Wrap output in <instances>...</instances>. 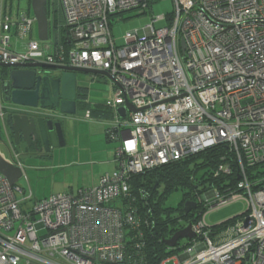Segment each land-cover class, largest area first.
Returning a JSON list of instances; mask_svg holds the SVG:
<instances>
[{"label": "built area", "instance_id": "1", "mask_svg": "<svg viewBox=\"0 0 264 264\" xmlns=\"http://www.w3.org/2000/svg\"><path fill=\"white\" fill-rule=\"evenodd\" d=\"M155 1L56 0L47 7L45 52L47 43L32 38L35 18L2 0L0 68L36 63L104 72L112 91L102 105L112 114L104 134L116 145L113 170L74 194L32 202L29 190L18 199L23 188L0 175V264H150L134 243L148 223L129 205L131 179L217 145L232 151L237 192L202 194L207 209L190 224V244L157 264H264V176L247 174L264 165V0H173L170 17L152 19L116 46L111 19L142 15ZM157 21L165 26L155 28ZM127 104L134 112L119 117ZM38 112L5 111L0 103L12 159L0 157L21 176L24 153L15 151L7 117ZM83 115L96 120L90 110ZM230 172L220 165L215 176ZM236 200L245 212L213 232L206 215Z\"/></svg>", "mask_w": 264, "mask_h": 264}, {"label": "rangeland", "instance_id": "2", "mask_svg": "<svg viewBox=\"0 0 264 264\" xmlns=\"http://www.w3.org/2000/svg\"><path fill=\"white\" fill-rule=\"evenodd\" d=\"M26 0H12L15 7L18 3L20 8L25 7ZM174 11L173 0H157L149 5V9L142 15L136 11L125 12L114 16L111 23V33L116 46H123L126 43V35L134 32H140L151 24L152 19L161 16L167 18ZM164 21H157L155 28L164 27ZM33 39H37V29L34 27ZM50 39H48L45 52L51 50ZM43 45V44H42ZM42 47V46H41ZM9 68H0V76H9ZM3 73H5L3 75ZM52 77L58 75L56 71L51 72ZM77 89L83 90L86 97L84 102L90 107V111H100L104 118L96 121H89L83 118L82 110H77L75 115L65 116L62 121L63 146H59L58 141L53 136L50 144V150L45 156L34 157L33 154H27L20 158L23 168V176L18 180V186L23 188L24 195H17L18 199L32 193L33 201L43 199L52 194L61 192H73L83 186L95 184L99 175L105 168L112 171L114 168L113 150L116 142L105 141L104 130L112 118L109 110L102 108L105 100L111 97V85L109 81L99 75L76 73ZM1 105L5 109L8 104L1 99ZM11 107V106H10ZM0 154L5 159H12L11 153L7 149V141L3 130L0 131ZM105 170V171H106ZM264 173V168L254 172ZM103 173V172H102ZM204 172L199 170L196 173V179L202 177ZM102 175V174H101ZM162 187L159 193L162 192ZM188 193L186 189L179 188L172 191L164 203L165 209H172L171 214L177 217L178 208L183 196ZM31 202V203H32ZM30 204V203H29ZM28 206V205H27ZM246 210L243 201L236 200L228 205L210 212L205 217L208 226H216L228 220H231ZM184 221H179L175 229L186 227ZM186 239L179 240L180 245L186 244Z\"/></svg>", "mask_w": 264, "mask_h": 264}, {"label": "trees", "instance_id": "3", "mask_svg": "<svg viewBox=\"0 0 264 264\" xmlns=\"http://www.w3.org/2000/svg\"><path fill=\"white\" fill-rule=\"evenodd\" d=\"M104 137L105 141L109 143L106 134H104ZM220 165L230 166V174L220 173L215 176V172ZM263 168L264 165H258L247 170L249 180L259 176L263 177L264 173L257 172L254 174V172ZM199 170H202L204 174L199 179H196V173ZM238 181V167L234 162L232 151L226 145H217L190 155L178 162H173L133 177L131 179L132 191L129 205L135 208L137 215L148 223L147 225H141L142 237L134 240V243L138 244L141 252L144 253V258L150 264H157L162 259L178 253L188 246L190 243L187 240L184 245H180L178 240L174 247H167L165 242L170 240L177 232L196 222L206 212V206L198 201L202 194L213 188L221 192H224L226 188L230 192L235 193L237 192ZM160 187L163 189L159 193ZM179 188L186 189L188 193L183 196V200L180 203L178 208L179 215L173 217L171 214L174 210L165 209L163 206L167 196ZM185 203L195 204L194 208L187 214L183 211ZM235 218L222 224L211 226L212 231L220 232L227 223L232 222ZM181 220L187 226L175 229V225H178Z\"/></svg>", "mask_w": 264, "mask_h": 264}, {"label": "water", "instance_id": "4", "mask_svg": "<svg viewBox=\"0 0 264 264\" xmlns=\"http://www.w3.org/2000/svg\"><path fill=\"white\" fill-rule=\"evenodd\" d=\"M49 1L53 0H29V6L36 21L37 39L43 42L48 40V31L51 25L47 17ZM1 67L11 69L8 80L3 84L4 101L14 107L39 110L36 115L30 117L28 114L11 116V124L8 126L14 143L19 144V136H22L23 142L33 146H35V141L40 139L44 152H49V140L53 136L59 146L64 144L62 124L59 121H53L51 112H56L63 117L75 115L76 73L107 77L104 72L100 71L36 63L3 65ZM52 71L60 72L59 77H52ZM126 111L134 112L132 107L127 104L126 108H119L117 113L119 117L124 118ZM0 175L7 180L10 186H14L21 177V171L0 157ZM194 205V203H185L184 213L187 214L194 208ZM192 238L193 234L190 231V225H188L185 229L174 234L170 240L165 242V245L174 247L178 240Z\"/></svg>", "mask_w": 264, "mask_h": 264}, {"label": "crops", "instance_id": "5", "mask_svg": "<svg viewBox=\"0 0 264 264\" xmlns=\"http://www.w3.org/2000/svg\"><path fill=\"white\" fill-rule=\"evenodd\" d=\"M4 1H9L10 2V4H11V9H16L17 10V12L19 13V14H26V15H29V16H33V14H32V12H31V9H30V6H29V0H26L25 1V7L24 8H20V6H19V3L14 7L13 6V3H12V0H4ZM1 2H2V0H0V8H1ZM47 17L50 19L51 18V15L50 14H47ZM35 26H36V24H35ZM34 26V27H35ZM32 38H33V33H32ZM10 69V68H9ZM0 74H1V72H0ZM5 73H3V75H4ZM99 76H101V77H105V76H103V75H99ZM0 79L2 80V83H1V88H0V102H1V99H3L4 100V95H3V84L5 83V81L6 80H8V78H7V76H6V74H5V76H3V79L1 78V76H0ZM76 90H77V94H78V97H77V103H76V111L79 109V110H82V111H84L85 112V110H90V107L91 106H89L87 103H85L84 102V97H86L85 96V94H84V92H83V90H81V89H77L76 88ZM76 102V101H75ZM8 104V103H7ZM10 104H8V108H13V109H20V110H31V109H26V108H21V107H14V106H11ZM8 108H6L7 110H8ZM35 111H39V110H35ZM47 112V111H46ZM83 112V113H84ZM91 112V116L93 117V118H95L96 120H98V119H102V118H104V114L102 113V112H100V111H90ZM14 115H19V114H14ZM20 115H23V114H20ZM11 116L12 115H9L8 117L9 118H11ZM7 117V118H8ZM30 117V116H29ZM64 119V118H63ZM20 139L22 140V136H19V144H15V143H13V145L15 146V151H17V152H23L24 154L22 155V156H24V155H27V154H33L34 155V157L36 156V157H39V156H45V155H47V153L48 152H45V155H39V154H36V153H34L33 151H31V150H27V148H26V146H25V143L23 142V140L20 142ZM51 141H52V139L50 138V144H51ZM20 164H21V162H20ZM21 166H22V164H21ZM106 169H109L108 167L107 168H105V170ZM103 170L102 172H101V174H104V173H106V172H110V170L108 171V170ZM113 170V169H112ZM101 174L99 175V177H98V179L96 180V183L95 184H90L89 186H83V187H91V186H95L97 183H98V180H99V178H100V176H101ZM82 188V187H81ZM69 193H72V194H74L73 192H69ZM76 193V192H75Z\"/></svg>", "mask_w": 264, "mask_h": 264}, {"label": "flooded vegetation", "instance_id": "6", "mask_svg": "<svg viewBox=\"0 0 264 264\" xmlns=\"http://www.w3.org/2000/svg\"><path fill=\"white\" fill-rule=\"evenodd\" d=\"M51 3H53V4H55L56 3V0H53V1H49V4H51ZM46 71V70H45ZM46 72H48V71H46ZM54 72V71H53ZM57 73H58V75H56L55 77H59V75H60V72H58V71H56ZM77 97H78V94H77V90H76V103H77ZM51 116H53L52 117V119H53V121L55 122V121H59L60 123H62V121H63V116H61V115H59L58 113H56V112H51ZM55 116H57V117H55ZM11 124V120H10V118L8 117L7 118V132H8V135H9V137H10V139H11V141H12V143H14V140H13V138H12V135H11V130H10V128H9V126L8 125H10ZM22 140L20 139V142H21ZM50 141V140H49ZM32 142V141H31ZM25 143V142H24ZM25 146H26V148H27V150H31V151H33L34 153H36V154H43V155H45V152H44V148H43V145H42V143H41V141H40V139H38L37 141H35V146H33L32 144H27V143H25Z\"/></svg>", "mask_w": 264, "mask_h": 264}]
</instances>
